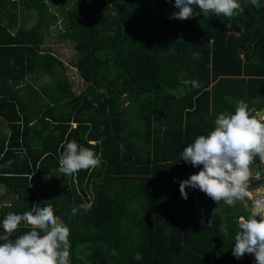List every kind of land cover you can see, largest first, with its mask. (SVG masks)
I'll use <instances>...</instances> for the list:
<instances>
[{
    "label": "trees",
    "instance_id": "trees-1",
    "mask_svg": "<svg viewBox=\"0 0 264 264\" xmlns=\"http://www.w3.org/2000/svg\"><path fill=\"white\" fill-rule=\"evenodd\" d=\"M59 1L16 0L34 13L28 27L15 1L0 0V223L50 204L70 229V264H251L254 256L232 254L238 217L249 211L199 189L186 188L184 200L180 182L202 166L180 158L219 114H234V102L252 114L263 107L264 0H239L244 11L233 18L196 9L184 21L157 1L112 0L111 13L83 0L59 35L76 51L79 92L63 61L42 50ZM42 74L56 92L38 84ZM73 140L100 165L64 176L60 146ZM81 203L92 207L73 216ZM26 231L22 224L12 238Z\"/></svg>",
    "mask_w": 264,
    "mask_h": 264
},
{
    "label": "clouds",
    "instance_id": "clouds-1",
    "mask_svg": "<svg viewBox=\"0 0 264 264\" xmlns=\"http://www.w3.org/2000/svg\"><path fill=\"white\" fill-rule=\"evenodd\" d=\"M250 3L259 6V0H250ZM174 7L179 11L173 13L172 18L181 21L194 17L196 9L205 16L212 13L227 18L244 11L239 0H175ZM185 84L200 87L196 80L185 81ZM213 123V130L198 136L181 153L180 160L194 168L202 166L198 173L180 182L181 196L187 200L186 188L199 189L217 205L221 202L228 206L243 204L249 214L238 217L232 254L236 259L249 254L254 256L256 264H264V185L251 186L254 179H259V173L254 175L253 168L264 165V116L252 114L240 101L234 114L221 113ZM60 147L63 152L59 156L58 171L64 176L100 165L93 150L81 147L74 140ZM256 157L258 165L254 164ZM248 201H251L250 206ZM91 207V203H81L72 206L71 213L75 216ZM22 224L27 231L13 239V233ZM0 227L3 229L0 264H70V229L55 215L50 204L33 207L23 214L9 212ZM134 258L141 260L142 255L136 253Z\"/></svg>",
    "mask_w": 264,
    "mask_h": 264
},
{
    "label": "rangeland",
    "instance_id": "rangeland-1",
    "mask_svg": "<svg viewBox=\"0 0 264 264\" xmlns=\"http://www.w3.org/2000/svg\"><path fill=\"white\" fill-rule=\"evenodd\" d=\"M15 1L16 0H12ZM116 2H121L125 0H115ZM164 4L165 8L168 7L170 9H167L166 11L163 10V13L166 12L167 16H173V13L178 12L179 9L174 7L175 0H151V4L156 3ZM83 0H60L56 7L51 6L50 8V23L48 28L46 29L45 33V41L44 45L42 46V50L49 51L56 55L58 58H60L64 65L66 66V78L72 82L73 89L75 92H79L83 90L86 85L83 83L81 78L78 76L76 69L74 67L76 61H77V54L74 49L73 43L71 41L65 42L61 40L59 37L60 33L63 32L64 26H65V16L69 8L79 6L82 3ZM89 4H96L98 3L102 11H111V13H114V8L112 6V0H87L86 1ZM17 3V2H16ZM16 10L18 13V16L21 18V20L26 21V25L28 27L32 26L34 24V13L26 11L24 8H22L18 3L16 6ZM239 82H236V84ZM38 84L44 86L50 93L52 91L56 92V88L53 84H51L50 79L47 76H44L43 74L38 79ZM242 84V83H239ZM239 88L238 86L236 87ZM260 99L256 98L255 102H259ZM232 102V99H231ZM239 102H234V106L237 107ZM0 123L4 126V123L0 120ZM2 127L0 126V139H5L6 130H2ZM4 193V189L2 186H0V196H2ZM5 200L3 202L9 204L11 200H13V195H5ZM249 203V202H248ZM240 203H237L235 206H239ZM243 205V204H241ZM250 206V205H249ZM249 211V210H248Z\"/></svg>",
    "mask_w": 264,
    "mask_h": 264
},
{
    "label": "crops",
    "instance_id": "crops-1",
    "mask_svg": "<svg viewBox=\"0 0 264 264\" xmlns=\"http://www.w3.org/2000/svg\"><path fill=\"white\" fill-rule=\"evenodd\" d=\"M256 101V100H255ZM260 102V101H259ZM261 104H263V107H264V99H263V101H261L260 102ZM255 170H258L257 168H255ZM258 185H264V177H262L259 181H253V183H252V187L253 188H255V187H258ZM251 202V201H250ZM240 207H242V208H244V209H246V210H249V209H247V208H245L243 205H241V203H240V205H239Z\"/></svg>",
    "mask_w": 264,
    "mask_h": 264
},
{
    "label": "built area",
    "instance_id": "built-area-1",
    "mask_svg": "<svg viewBox=\"0 0 264 264\" xmlns=\"http://www.w3.org/2000/svg\"><path fill=\"white\" fill-rule=\"evenodd\" d=\"M257 169H258V170H255L254 175H255L256 173H259V179H254V180H253L254 182H255V181H259L262 177H264V165H261V166L257 167ZM251 264H255V260L252 261Z\"/></svg>",
    "mask_w": 264,
    "mask_h": 264
},
{
    "label": "water",
    "instance_id": "water-1",
    "mask_svg": "<svg viewBox=\"0 0 264 264\" xmlns=\"http://www.w3.org/2000/svg\"><path fill=\"white\" fill-rule=\"evenodd\" d=\"M124 100H126V99H124ZM253 113H254V114H256V113H260L261 116H264V107H263L262 109H260L259 111H254ZM254 164H255V165H258V164H259V158H258V157L255 158V160H254ZM257 167H259V166H257ZM257 167H255V168H257ZM255 168H253V173L255 172ZM252 183H253V182H252Z\"/></svg>",
    "mask_w": 264,
    "mask_h": 264
}]
</instances>
